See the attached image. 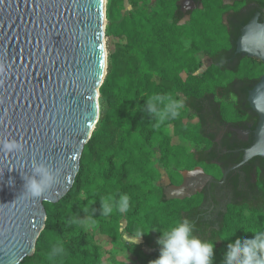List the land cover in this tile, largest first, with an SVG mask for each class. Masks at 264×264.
<instances>
[{"label": "trees", "instance_id": "1", "mask_svg": "<svg viewBox=\"0 0 264 264\" xmlns=\"http://www.w3.org/2000/svg\"><path fill=\"white\" fill-rule=\"evenodd\" d=\"M112 1L118 5L123 2ZM130 1L134 10L124 15L108 3L106 36L113 43L107 42L99 118L83 147L78 174L70 191L55 203H44L45 226L35 242V253L45 264H105L100 248L92 243L83 225L69 222L73 217L93 216L94 233L105 236L116 247L115 252L124 243L123 232L132 235L136 230H149L142 238L150 244L153 239L150 228L161 225L166 230L178 220L188 218L195 224L196 236L215 243L214 264H222L228 239L250 237L264 230V158L254 157L228 173L224 187L231 196L216 212L211 210L205 192L167 198L164 187L155 184L160 177L156 162L159 160L164 167H200L204 173L221 180L224 170L241 160L242 149L253 143L257 120L247 112L251 109L247 96L263 73V67L260 69L254 59L248 58L235 68L216 64V52L229 50L231 46L230 31L221 19L223 10L230 6L223 5L221 0H200L209 3L211 9L190 12L187 26L178 24L184 15L178 0H156L149 9V0ZM244 2L248 0H240L234 7ZM183 38L189 39L187 47ZM115 44L122 49L121 66ZM199 51L209 55L214 64L197 80L190 70ZM182 72L189 75L182 78ZM235 78L250 84L235 88ZM180 93L184 98L179 116L188 111L197 119V124L183 134L193 146L191 151L172 144L169 129L176 118L160 122L147 111L151 97L162 95L180 100ZM243 100L245 106L241 104ZM250 118L253 125L249 139L237 141L230 128L244 127V121ZM223 129L221 149L217 151L215 139ZM223 149L227 150L225 154H221ZM170 179L171 185H179L182 175L171 173ZM121 193L130 197L129 211L121 214L114 210L111 215L102 216L101 198L118 199ZM213 202L215 207L219 205L216 200ZM84 208L88 209L87 213ZM122 218L126 220L124 230L120 229ZM44 237L51 238L50 246L42 243ZM58 244H62L64 252L52 256V248ZM134 253L145 264L158 256L159 248L150 254L138 249ZM21 262L33 264L29 256ZM110 264L129 263L112 260Z\"/></svg>", "mask_w": 264, "mask_h": 264}, {"label": "water", "instance_id": "2", "mask_svg": "<svg viewBox=\"0 0 264 264\" xmlns=\"http://www.w3.org/2000/svg\"><path fill=\"white\" fill-rule=\"evenodd\" d=\"M104 24V0H0V142L22 145L19 152L0 151V264L32 255L45 226L44 203L57 202L74 182L99 118L107 67ZM237 51L264 63L258 16L242 28ZM247 101L258 115L254 140L240 162L224 171L223 181L252 158H264V70ZM33 160L60 169L57 182L34 199L22 196V176L31 174ZM195 187L183 196L165 194L184 198ZM177 188L183 192V185Z\"/></svg>", "mask_w": 264, "mask_h": 264}, {"label": "clouds", "instance_id": "3", "mask_svg": "<svg viewBox=\"0 0 264 264\" xmlns=\"http://www.w3.org/2000/svg\"><path fill=\"white\" fill-rule=\"evenodd\" d=\"M182 106V100H176L170 96L156 95L147 101V111L160 122L177 118ZM21 149L22 145L15 139L0 142V151L13 153ZM59 175V168L33 160L31 174L22 176L24 181L22 196L32 199L41 197L57 182ZM9 183L11 184L12 181L10 180ZM129 208L130 197L126 193L119 194L118 199L108 197L101 198L100 201V214L105 217L111 215L114 210L126 214ZM83 211L87 213L88 209L84 208ZM69 222L85 226L96 223L93 216H88L86 219L73 217ZM194 228V222L188 218L178 220L173 226L163 231L155 226L150 228L152 231H160L156 240L159 245V254L148 264H214L215 243L196 236ZM148 232L149 230L147 232L136 230L132 235H126L124 240L127 245L134 248ZM63 252L62 244H58L53 246L51 255L55 256ZM222 264H264V230H258L250 237L228 239Z\"/></svg>", "mask_w": 264, "mask_h": 264}, {"label": "rangeland", "instance_id": "4", "mask_svg": "<svg viewBox=\"0 0 264 264\" xmlns=\"http://www.w3.org/2000/svg\"><path fill=\"white\" fill-rule=\"evenodd\" d=\"M155 1L156 0H149V2L147 4V8L149 9L150 6H152V4L155 3ZM221 1H222L223 5L229 6L230 2L235 1V0H221ZM255 1L262 4V6L264 8V1L263 0H255ZM108 3L110 4L111 7L113 4L114 7L118 8L122 15L128 14L132 10H134V7L132 6L130 0H123L121 5L116 4L115 1H112V0H104V12H105L104 42H105V47H106V55H108L107 42L109 41L110 43H113V40L106 36V27H107V23H108V19H107ZM208 8L211 9V7L209 6V3L203 2V3L199 4V6L192 11L194 12L197 9L202 11V10L208 9ZM228 10H230V8L226 7L223 10L224 13L222 12L223 15ZM187 14H188V17H185L184 20L179 21V23H178L179 25L187 26L189 24V21L191 19V16H190L191 14H190V12H188ZM223 15H222V17H223ZM222 17H221V19L223 20ZM183 43L187 47L189 45V39L183 38ZM117 45L118 44H115V47H116L115 52H116V54H118L116 56L118 58L119 65L121 66L124 62L123 58L119 56V53H120V51H122V49ZM195 56H196L197 61L194 65V67L190 70V73L198 80V78H202L203 74L206 72L207 62L205 59L206 57L202 54L201 51L195 53ZM106 63H107V57H106ZM188 75H189L188 72H182L181 73L182 78H186ZM100 86H99V92H100ZM99 96H100V93H99ZM179 98H180V100H182L184 98V94L180 93ZM98 101H99V97H98ZM196 124H197L196 117L189 114L188 111L184 112L179 117H177L175 123L169 129L172 144L175 146H182V147L186 148L188 151L193 150L192 144L190 143L189 140H187L186 138L183 137V134L188 132L189 130H191ZM241 137L244 138L243 134H241ZM154 150H155L156 157L158 159L160 155H159V150H158L157 145L154 147ZM81 155H82V153H81ZM80 158H81V156H80ZM79 164H80V159H79ZM156 166L160 171V177L155 181V184L163 186L164 191L168 195V197H172V196H176V195L183 196L185 194L192 193L193 190L190 189L189 185H187V184L191 180H195V179L199 180L200 178H202L203 172H204L200 167H195L193 169H183L182 165H179L178 167H175L174 165H171L169 167H164L159 160H157ZM78 170H79V168H78ZM171 173H173L175 175L181 174L183 178L185 177V184L182 183L183 184V192L182 193H180V190H178V188H177L180 186V184L179 185H171V183H170V181H171L170 174ZM77 174H78V172H77ZM77 174H76V176H77ZM73 183H72V185H73ZM71 187L66 191V193L64 195H62L58 199V201L70 191ZM200 187H201V184L200 185L197 184V186L195 187V190H199ZM223 203H224V201H222V199H220L219 206L223 205ZM79 218L85 219L84 217H79ZM125 224H126V220H125V218H122L120 220V229L121 230H124ZM83 227L86 230V232L90 234L92 243L96 244L100 248V251L104 256V260H105L104 263L105 264H110V262L112 260L124 261V262H127L129 264H142L137 260V256L134 253V250L138 249L145 254H150L154 250L159 248V245L156 243V240H157L158 236L160 235V231H151L153 239H152V242L150 244H146L144 242L143 238H141V242L139 244H137L134 248H131L129 245L126 244L124 237L126 235H128V236H130V235L123 232L122 236H123L124 243H121V247L119 249H117V252H115L116 247L111 246L108 243V239L105 236L95 234L93 226L91 224H88L87 226L83 225ZM156 227H157V229H160L161 231L165 230L161 225H157ZM50 239L51 238L44 237L42 243L45 242L47 245L50 246L51 245ZM217 248L219 251L223 250L219 244H217ZM29 257H31L33 264H45L43 259L35 253V250L32 253V255ZM18 264H22V262H20ZM145 264H148V263H145Z\"/></svg>", "mask_w": 264, "mask_h": 264}, {"label": "flooded vegetation", "instance_id": "5", "mask_svg": "<svg viewBox=\"0 0 264 264\" xmlns=\"http://www.w3.org/2000/svg\"><path fill=\"white\" fill-rule=\"evenodd\" d=\"M239 1L240 0H235V1L230 2V4H229L230 10L225 12V14L222 17L223 22L227 26V30L230 31V34H231V37H230L231 46H230L229 50L228 49L225 51L219 50L218 52H216L214 59L217 61L216 64L225 65V66H227V68H235L236 66H239L240 63L246 58L251 59V60L254 59V62L256 63L257 67H259L260 69L263 67L262 69L264 70V63L260 59L255 58V57H250L245 52L237 51V41H238V38L241 34L242 28L246 24H248L255 16H258V23L259 24H264V8H263V6H259L257 3H255L252 0H248V2H244L240 7L235 8L234 7L235 4ZM178 4L180 6L182 13L184 14L182 16V19H180V21H182L185 19V17H188V14H187L188 12H191L192 10L196 9L199 6V4H201V1L200 0H178ZM247 16H250V18L247 22L244 23V20ZM202 54L206 57L205 58L206 62H207L206 69H208L211 65L214 64V60L209 55H206V53L202 52ZM259 68H257V69L259 70ZM233 82H234L235 88L247 86L250 84L249 82L243 81L242 78H240V79L235 78V80ZM241 104L245 106L246 101L245 100L241 101ZM247 112L249 115H251V117H253L254 119L257 120V115L254 111H252L251 109H247ZM244 122H245L244 127H231L230 128V130L233 132L235 138L239 142H246L251 135V131H252L251 127L253 125V119L250 118L248 120H245ZM224 132H225V129L220 130L216 139H215L218 143L217 151L221 149V138H222ZM241 134H243L244 138L241 137ZM226 152H227V150L223 149L221 151V154H225ZM237 152H240V150H237ZM233 165H231V166H233ZM232 171H234V170H232ZM209 176L212 177V180H209L208 178L204 177V175H203L202 178H200L199 180L198 179L191 180L187 185H189V187H191L192 185L197 186V184H199V185L201 184L200 189L197 190L196 193L205 192L207 197H208V200L211 202V210H214L216 212L217 210H219L222 206H224L228 202V199L230 198L231 193L228 192L227 189L224 187L226 178L223 181L222 178H221V180L216 179L211 174H209ZM182 183L185 184V177L184 178L182 177V181H181L180 185ZM220 199H222V201H224L223 205H221V206L216 205V207H215V204L213 201L216 200L217 202H219Z\"/></svg>", "mask_w": 264, "mask_h": 264}, {"label": "snow or ice", "instance_id": "6", "mask_svg": "<svg viewBox=\"0 0 264 264\" xmlns=\"http://www.w3.org/2000/svg\"><path fill=\"white\" fill-rule=\"evenodd\" d=\"M262 147H264V140L261 141V145Z\"/></svg>", "mask_w": 264, "mask_h": 264}]
</instances>
